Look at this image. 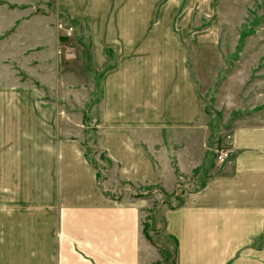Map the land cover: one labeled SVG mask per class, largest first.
<instances>
[{
  "label": "crops",
  "instance_id": "crops-1",
  "mask_svg": "<svg viewBox=\"0 0 264 264\" xmlns=\"http://www.w3.org/2000/svg\"><path fill=\"white\" fill-rule=\"evenodd\" d=\"M60 1L88 22L98 140L66 105L78 97L58 93L57 65L49 76L40 66L39 84L0 85V264L162 263L166 249L144 232L151 208L176 244L173 264H264V116L234 122L221 138L230 157L212 158L221 148L186 42L217 43L213 27L197 28L203 5Z\"/></svg>",
  "mask_w": 264,
  "mask_h": 264
},
{
  "label": "rangeland",
  "instance_id": "rangeland-1",
  "mask_svg": "<svg viewBox=\"0 0 264 264\" xmlns=\"http://www.w3.org/2000/svg\"><path fill=\"white\" fill-rule=\"evenodd\" d=\"M209 1L213 5L210 9L205 0H199L202 18L196 23L200 30L213 27L217 43L196 47L190 35L186 42L192 74L212 129L209 142L221 148V138L238 119L254 113L264 116V0ZM41 65L47 76L50 65H57L52 78L58 79V93L78 97L66 105L68 109L75 106L76 116L83 114L90 142H97L100 74L92 67L88 22L70 16L60 0H0V85L10 78L39 84ZM90 78L92 86L79 84ZM95 150L90 152L98 161L100 154ZM216 154L212 152L215 161ZM206 177L205 172L201 173L192 187L200 186ZM168 200L179 203V199ZM157 213L156 208L144 212V232L166 249L164 261L159 264H173L176 244L164 236V222Z\"/></svg>",
  "mask_w": 264,
  "mask_h": 264
},
{
  "label": "built area",
  "instance_id": "built-area-1",
  "mask_svg": "<svg viewBox=\"0 0 264 264\" xmlns=\"http://www.w3.org/2000/svg\"><path fill=\"white\" fill-rule=\"evenodd\" d=\"M231 150L228 148H221L217 151L216 159L220 163L226 161L230 157Z\"/></svg>",
  "mask_w": 264,
  "mask_h": 264
},
{
  "label": "trees",
  "instance_id": "trees-1",
  "mask_svg": "<svg viewBox=\"0 0 264 264\" xmlns=\"http://www.w3.org/2000/svg\"><path fill=\"white\" fill-rule=\"evenodd\" d=\"M90 158H91V157H90ZM91 159H92V158H91ZM146 235L148 236V238H149V239H151V240H152V237H151L150 235H148V234H146Z\"/></svg>",
  "mask_w": 264,
  "mask_h": 264
}]
</instances>
